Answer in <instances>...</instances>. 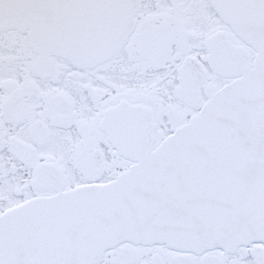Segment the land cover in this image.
Instances as JSON below:
<instances>
[{"label":"snow or ice","instance_id":"snow-or-ice-1","mask_svg":"<svg viewBox=\"0 0 264 264\" xmlns=\"http://www.w3.org/2000/svg\"><path fill=\"white\" fill-rule=\"evenodd\" d=\"M0 264H264V0H0Z\"/></svg>","mask_w":264,"mask_h":264}]
</instances>
